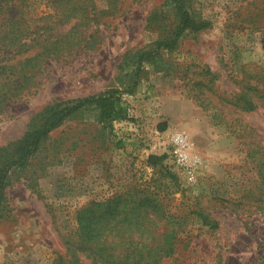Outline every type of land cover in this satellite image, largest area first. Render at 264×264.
<instances>
[{"label":"rangeland","instance_id":"rangeland-1","mask_svg":"<svg viewBox=\"0 0 264 264\" xmlns=\"http://www.w3.org/2000/svg\"><path fill=\"white\" fill-rule=\"evenodd\" d=\"M167 1L16 2L21 21L38 29L41 42L50 34L62 41L45 58L41 82L0 112V154L48 104L119 90L128 110L125 119L106 123L95 104L81 108L25 166L9 172L0 264H57L83 210L118 192L126 202L149 198L140 218L151 226L142 230L181 232L189 264H264V0H187L208 25L186 30L174 48L162 49L158 63L138 68L135 54L175 24L171 13L152 23ZM248 84L258 86L250 90L254 110L238 103ZM177 132L200 158L193 173L169 157L150 160ZM203 207L218 227L203 222Z\"/></svg>","mask_w":264,"mask_h":264},{"label":"trees","instance_id":"trees-1","mask_svg":"<svg viewBox=\"0 0 264 264\" xmlns=\"http://www.w3.org/2000/svg\"><path fill=\"white\" fill-rule=\"evenodd\" d=\"M17 1L22 0H5L4 5L0 4V112L11 99L23 97L41 82L38 75L45 58L56 53L62 41L60 38L51 41L53 34H50L41 42L38 29L27 27L21 21ZM80 5L76 3L75 7ZM168 6L170 9L166 10ZM162 9L152 13L155 17L152 23L158 24L171 13L175 17V24L157 38L150 48L135 54L138 68L145 61L158 63L157 57L162 49L174 48L186 30L199 31L208 25L207 20L194 16L187 0H168ZM45 28V32L54 29L53 26ZM44 54L47 56H42ZM246 87L248 91H243L239 97L241 102L238 103L244 110H254L258 107V101L250 90H257L258 86L248 84ZM118 93L119 90H112L46 105L27 134L14 147L6 148L0 154V205L9 172L13 168L25 166L51 131L67 117L87 105L95 104L100 109L102 122L125 119L128 107L122 103V96ZM167 157L168 154L163 153L160 156L152 155L150 160L156 164ZM124 194L118 192L107 203L94 201L83 210L76 231L65 235L67 252L65 256L60 255L57 264H85V260L91 264H189L185 261L186 253L181 247V232H167L159 236L142 230L151 226L150 222L146 223L140 218L144 208H149L151 204L149 198L126 202ZM135 212L139 218L129 216ZM199 214L205 224L218 227V220L213 219L206 208H201ZM123 227L132 231H122Z\"/></svg>","mask_w":264,"mask_h":264},{"label":"built area","instance_id":"built-area-1","mask_svg":"<svg viewBox=\"0 0 264 264\" xmlns=\"http://www.w3.org/2000/svg\"><path fill=\"white\" fill-rule=\"evenodd\" d=\"M156 134L162 138L165 137L161 130H157ZM170 139H172L170 145L168 143L169 146L164 153H167L178 166L193 173L199 166L200 158L194 155L190 138L182 132H177Z\"/></svg>","mask_w":264,"mask_h":264}]
</instances>
